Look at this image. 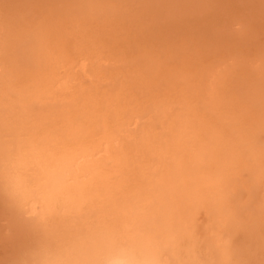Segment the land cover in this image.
Listing matches in <instances>:
<instances>
[{
    "label": "rangeland",
    "instance_id": "obj_1",
    "mask_svg": "<svg viewBox=\"0 0 264 264\" xmlns=\"http://www.w3.org/2000/svg\"><path fill=\"white\" fill-rule=\"evenodd\" d=\"M169 232L264 264V0H0V264Z\"/></svg>",
    "mask_w": 264,
    "mask_h": 264
},
{
    "label": "bare ground",
    "instance_id": "obj_2",
    "mask_svg": "<svg viewBox=\"0 0 264 264\" xmlns=\"http://www.w3.org/2000/svg\"><path fill=\"white\" fill-rule=\"evenodd\" d=\"M58 229L59 228H57V230ZM152 237L154 236L152 235ZM145 240L143 242H145ZM145 244H144L145 246H140L138 248L136 247L132 250L127 249L128 250L127 252H121L124 246L122 245V249L119 251L121 253L110 256V252H109L110 257L109 258L106 257L107 259L105 260V262L101 264H228L226 261V257L228 255L226 256L223 253L225 250L221 249L220 245H218L219 242L215 244L212 238L207 241L200 242L198 239L193 238L192 236L187 234L169 232L167 234H163L159 236L158 238L155 239V241ZM132 246L134 247V245ZM77 256L80 255L78 254ZM229 262L231 264L232 261L229 260ZM69 264H74V261L72 263L70 262Z\"/></svg>",
    "mask_w": 264,
    "mask_h": 264
}]
</instances>
